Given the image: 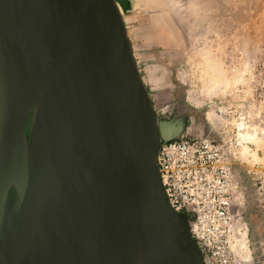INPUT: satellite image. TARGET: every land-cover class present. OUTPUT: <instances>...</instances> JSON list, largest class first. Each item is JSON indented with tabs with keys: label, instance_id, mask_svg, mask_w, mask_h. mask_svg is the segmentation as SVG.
<instances>
[{
	"label": "water",
	"instance_id": "obj_1",
	"mask_svg": "<svg viewBox=\"0 0 264 264\" xmlns=\"http://www.w3.org/2000/svg\"><path fill=\"white\" fill-rule=\"evenodd\" d=\"M118 0H0V264H205L157 163Z\"/></svg>",
	"mask_w": 264,
	"mask_h": 264
},
{
	"label": "rangeland",
	"instance_id": "obj_2",
	"mask_svg": "<svg viewBox=\"0 0 264 264\" xmlns=\"http://www.w3.org/2000/svg\"><path fill=\"white\" fill-rule=\"evenodd\" d=\"M154 1L118 3L137 67L156 98L150 95L158 118L181 113L182 133L215 136L228 125L221 113L225 99H246L264 90L259 68L264 65V0H186L191 8L185 0H168L178 14L167 0ZM244 151L234 159L239 188L233 207L236 225L247 222L254 242L260 226L255 176L261 159L257 152Z\"/></svg>",
	"mask_w": 264,
	"mask_h": 264
},
{
	"label": "built area",
	"instance_id": "obj_3",
	"mask_svg": "<svg viewBox=\"0 0 264 264\" xmlns=\"http://www.w3.org/2000/svg\"><path fill=\"white\" fill-rule=\"evenodd\" d=\"M259 68L264 71V65ZM221 113L228 125L215 136L181 133L161 143V183L171 207L189 215L190 232L205 264H264V90L246 99H225ZM242 150L257 152L261 159L255 176L260 226L254 242L248 223H235L239 180L234 159Z\"/></svg>",
	"mask_w": 264,
	"mask_h": 264
},
{
	"label": "bare ground",
	"instance_id": "obj_4",
	"mask_svg": "<svg viewBox=\"0 0 264 264\" xmlns=\"http://www.w3.org/2000/svg\"><path fill=\"white\" fill-rule=\"evenodd\" d=\"M155 1H157V0H155ZM155 1H154V2H155ZM158 1L161 2L160 0H158ZM164 1H165V0H164ZM167 1H168V0H167ZM177 1H179V0H177ZM182 1H183V0H182ZM182 1H181V2H182ZM188 1H189V0H188ZM205 1H206V0H205ZM169 2H170V1H168L167 4H168V8H169V6H170V8H169L170 11H171V8H173V7L175 6V10H173V9H174V8H173L172 11H174L175 13L178 14V12H176V11L178 10V9L176 8L177 5L174 4V6L172 7L171 5H169ZM183 2H184V1H183ZM186 2H187V1L185 0V3H184V4H185V5L187 4V7H188V6L190 7V5H188L189 2H187V3H186ZM193 2H194V1H193ZM193 2H192V3H193ZM201 2H202V0H201ZM162 3H164V2L162 1ZM175 3H176V2H175ZM177 3H178V2H177ZM190 3H191V2H190ZM197 3H198V1H197ZM197 3L194 2V4H196V5H197ZM170 4L173 5V2H170ZM178 4H179V3H178ZM181 4H182V3H181ZM152 5H153V4H152ZM185 5H184V6H185ZM192 5H193V4H192ZM198 5H199V4H198ZM203 5H204V3H203ZM118 6L120 7L119 3H118ZM150 6H151V4H150ZM154 6H156V4L153 5V7H154ZM161 6H162V7H166L167 5L164 3V6H163V5H161ZM161 6H160V7H161ZM151 7H152V6H151ZM192 7H194V6H192ZM195 7H197V6H195ZM199 7H200V6H199ZM190 8H191V7H190ZM120 9H121V8H120ZM176 9H177V10H176ZM160 11H162V12H163L162 14H164V16H165V13H166L165 10H164V11H163V10H160ZM172 11H171V12H172ZM172 13H173V12H172ZM122 15H123V14H122ZM166 15H167V13H166ZM242 137H243V136L241 135V138H242ZM254 141H255L256 143L259 142V141L256 140V139H254ZM241 152L244 153L245 151L242 150ZM246 152H247V150H246Z\"/></svg>",
	"mask_w": 264,
	"mask_h": 264
},
{
	"label": "crops",
	"instance_id": "obj_5",
	"mask_svg": "<svg viewBox=\"0 0 264 264\" xmlns=\"http://www.w3.org/2000/svg\"><path fill=\"white\" fill-rule=\"evenodd\" d=\"M140 66V65H139ZM140 69V73H141V75H142V77H143V81H144V84L147 86V76H146V74L144 73V71H143V69L142 68H139ZM150 88V87H149ZM151 89H152V87H151ZM152 91V90H151ZM150 95L152 96V99H156L155 98V96L153 95V92H151L150 93Z\"/></svg>",
	"mask_w": 264,
	"mask_h": 264
}]
</instances>
